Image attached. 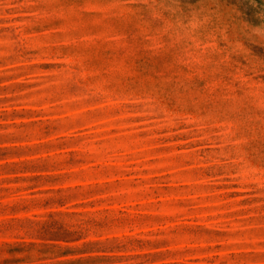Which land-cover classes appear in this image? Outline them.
<instances>
[{
    "label": "rangeland",
    "instance_id": "rangeland-1",
    "mask_svg": "<svg viewBox=\"0 0 264 264\" xmlns=\"http://www.w3.org/2000/svg\"><path fill=\"white\" fill-rule=\"evenodd\" d=\"M0 264H264V0H0Z\"/></svg>",
    "mask_w": 264,
    "mask_h": 264
}]
</instances>
